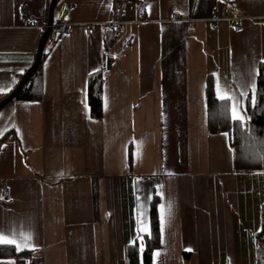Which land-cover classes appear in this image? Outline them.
I'll use <instances>...</instances> for the list:
<instances>
[{
    "label": "crops",
    "instance_id": "1",
    "mask_svg": "<svg viewBox=\"0 0 264 264\" xmlns=\"http://www.w3.org/2000/svg\"><path fill=\"white\" fill-rule=\"evenodd\" d=\"M50 1L0 0L1 96L32 67ZM66 4L72 32L44 55L41 98L0 112V234L29 253L0 264H129L128 248L151 235L155 198L152 264H257L264 176L235 171L229 135L208 130L206 92L212 81L248 119L264 0L128 1L110 66L106 31L87 25L116 22L115 0H59L54 19ZM225 12L245 18L241 31L222 19L212 28ZM98 71L103 116L93 119Z\"/></svg>",
    "mask_w": 264,
    "mask_h": 264
},
{
    "label": "trees",
    "instance_id": "2",
    "mask_svg": "<svg viewBox=\"0 0 264 264\" xmlns=\"http://www.w3.org/2000/svg\"><path fill=\"white\" fill-rule=\"evenodd\" d=\"M121 1L115 0L117 5ZM106 35L104 53L106 64L110 66L113 60L112 46L118 36L113 30H107ZM41 66L42 63L14 101H35L41 98ZM103 86L102 71L89 76L88 103L93 119H100L103 116ZM8 95L3 96L0 102ZM206 103L208 130L210 133L222 132L229 135L235 171L239 174L264 173V62H261L259 66L255 105L248 104V119L245 122L232 119L229 100L222 101L218 99L214 93L212 81L208 83ZM129 160L132 161L131 152ZM255 239L257 247L256 263L264 264V204L261 206V227ZM159 244L160 226L157 217V199L155 198L151 207V235L144 238L141 243L137 241L128 248L129 264H152L153 251ZM140 245H142V250ZM28 254L18 252L13 246L0 244V258L18 259L27 257Z\"/></svg>",
    "mask_w": 264,
    "mask_h": 264
},
{
    "label": "built area",
    "instance_id": "3",
    "mask_svg": "<svg viewBox=\"0 0 264 264\" xmlns=\"http://www.w3.org/2000/svg\"><path fill=\"white\" fill-rule=\"evenodd\" d=\"M228 1L231 2L232 0H228ZM72 8L73 6L71 4H66L61 7L59 14L55 17L54 22L51 26V32L46 41L44 53L53 49L56 46V44H58L63 38L71 34L72 24L70 23L69 18ZM127 8H128V1L122 0L117 6L118 20L116 22L89 24L87 25V32L91 33L95 29L100 28L104 31L113 30L116 32L117 36H121L127 30L126 24L123 21L124 17L126 16ZM24 14L25 15L27 14V10H24ZM47 19H48V11L42 22L39 24L42 25L44 29H46L47 26ZM173 19L175 20L180 19V14L178 13L174 14ZM221 19L230 21L232 28L237 32L241 31L244 27V22H245L244 17L230 16L227 12H225L222 17H217L213 20L212 28H215L217 22ZM2 97L3 96L0 95V99ZM11 197H12V190L7 186H3L2 187L3 200L8 201Z\"/></svg>",
    "mask_w": 264,
    "mask_h": 264
},
{
    "label": "water",
    "instance_id": "4",
    "mask_svg": "<svg viewBox=\"0 0 264 264\" xmlns=\"http://www.w3.org/2000/svg\"><path fill=\"white\" fill-rule=\"evenodd\" d=\"M59 0H51L49 4V9H48V19H47V26L46 29L40 39L37 54L35 61L32 65V67L26 72V74L22 77L20 80L18 86L15 88V90L9 94L5 99H3L0 102V112L8 106L10 103H12L16 97L19 95V93L22 91V89L25 87L29 79L38 71L42 60L44 56V50H45V44L46 41L50 35L51 32V26L54 22V14H55V9L58 4Z\"/></svg>",
    "mask_w": 264,
    "mask_h": 264
},
{
    "label": "snow or ice",
    "instance_id": "5",
    "mask_svg": "<svg viewBox=\"0 0 264 264\" xmlns=\"http://www.w3.org/2000/svg\"><path fill=\"white\" fill-rule=\"evenodd\" d=\"M254 88V85H253ZM216 95L218 97V99L224 101V100H229L232 101L231 104V117L234 121H241L244 122L245 121V117L242 115V109L240 107V102L236 99L235 96L233 95H229L225 92H223L219 86H217V92ZM247 94L244 92H241V96H246ZM252 104L255 105V95L252 96ZM163 222V221H162ZM25 240H30L31 236H25L24 237ZM0 244H5V245H14L17 250H20V243L13 237L10 238L7 235L4 234H0ZM156 255H159V253H156Z\"/></svg>",
    "mask_w": 264,
    "mask_h": 264
},
{
    "label": "rangeland",
    "instance_id": "6",
    "mask_svg": "<svg viewBox=\"0 0 264 264\" xmlns=\"http://www.w3.org/2000/svg\"><path fill=\"white\" fill-rule=\"evenodd\" d=\"M258 174H262V176H264L263 175L264 173H258ZM262 182H263L262 179L260 181H258V184H259L261 191H263V183ZM255 238H256V235H255ZM255 244H256V239H255ZM245 256L248 257V253H246Z\"/></svg>",
    "mask_w": 264,
    "mask_h": 264
},
{
    "label": "bare ground",
    "instance_id": "7",
    "mask_svg": "<svg viewBox=\"0 0 264 264\" xmlns=\"http://www.w3.org/2000/svg\"><path fill=\"white\" fill-rule=\"evenodd\" d=\"M69 36V35H68ZM45 55V54H44Z\"/></svg>",
    "mask_w": 264,
    "mask_h": 264
}]
</instances>
